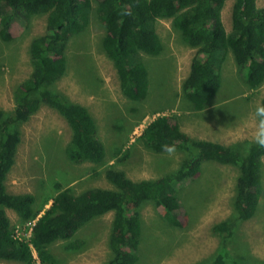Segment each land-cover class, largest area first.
I'll return each mask as SVG.
<instances>
[{
    "label": "trees",
    "instance_id": "trees-1",
    "mask_svg": "<svg viewBox=\"0 0 264 264\" xmlns=\"http://www.w3.org/2000/svg\"><path fill=\"white\" fill-rule=\"evenodd\" d=\"M227 1L0 0V38L4 42L13 38L15 24L46 16L45 33L33 38L30 45L33 72L15 90V108H0V262L37 264L36 252L41 264H62L54 246L64 242L67 254L80 250L84 243L77 239L78 234L98 218L113 213L109 238L112 258L105 264H138L142 243L140 209L153 203L169 225L183 228L187 214L179 194L197 179L204 162L238 167L234 200L237 219L246 221L257 213L263 194L264 153L253 146L244 153L236 147L190 139L173 116L155 119L139 139L157 153L169 149L185 152L188 157L174 173L159 179L133 180L112 165L106 168L105 177L114 189L96 187L76 194L73 187L57 183L55 195H43L42 199L38 195L39 200L32 193L12 194L6 185L22 142L20 127L44 106L57 111L72 131L65 146L69 161L105 164L106 148L95 114L89 106L74 102L56 89L70 70L68 51L72 41L86 35L95 18L104 31L101 49L112 62L121 94L127 99L147 98L149 75L142 54H163L164 44L157 29L160 20H171L184 44L197 50L183 82V91L195 111H203L217 95L230 55L241 80L249 89L258 90L264 84V7L258 5V0H235L228 32L222 18ZM99 81L102 85L100 77ZM122 151L114 153L120 156ZM128 158L127 153L120 161ZM9 210L18 216L19 229L13 225ZM28 225L32 227L29 237L21 235ZM236 226L237 222H222L214 227V233L233 236ZM208 264L240 261L223 247Z\"/></svg>",
    "mask_w": 264,
    "mask_h": 264
},
{
    "label": "rangeland",
    "instance_id": "rangeland-1",
    "mask_svg": "<svg viewBox=\"0 0 264 264\" xmlns=\"http://www.w3.org/2000/svg\"><path fill=\"white\" fill-rule=\"evenodd\" d=\"M234 2L228 0L222 12L228 32ZM258 5L264 7V0H258ZM157 29L164 51L159 57L142 54L149 75V91L143 101H133L121 94L116 70L101 49L104 31L96 18L86 35L72 41L68 51L70 70L56 89L91 108L106 148V162L79 165L69 161L65 146L72 131L57 111L44 106L20 127L22 142L6 183L10 193H32L39 200L43 195H55L57 183L73 187L76 194L96 187L114 189L105 177L106 168L112 165L133 180L159 179L178 171L188 157L185 152L157 153L139 139L147 126L162 116L177 118L183 134L190 139L236 147L244 153L251 149L254 132L251 112L264 98V84L256 91L249 89L230 55L223 67L217 95L203 111H195L183 91V82L197 50L184 44L171 20H160ZM45 31L46 16L41 15L27 24H15L11 41L0 38L1 109L15 108V90L33 72L31 42ZM99 77L102 85H98ZM121 149L120 156H116L114 152ZM127 153L129 158L121 162ZM239 173L236 166L204 162L197 179L179 194L187 214L183 228L169 225L155 204H144L140 209L142 243L138 264H208L223 247L240 264H264V167L260 206L246 221L238 220L234 209ZM8 215L19 229L16 213L9 210ZM113 218L114 214L108 213L80 232L77 239L84 243L80 250L67 254L64 242L57 243L55 256L63 260L62 264H105L112 258L109 238ZM222 222H237L233 236L220 237L214 233V227ZM28 227L21 235L29 237L32 227Z\"/></svg>",
    "mask_w": 264,
    "mask_h": 264
},
{
    "label": "clouds",
    "instance_id": "clouds-1",
    "mask_svg": "<svg viewBox=\"0 0 264 264\" xmlns=\"http://www.w3.org/2000/svg\"><path fill=\"white\" fill-rule=\"evenodd\" d=\"M251 122L254 126L251 145L258 151L264 153V104H257L254 107L251 112Z\"/></svg>",
    "mask_w": 264,
    "mask_h": 264
},
{
    "label": "built area",
    "instance_id": "built-area-1",
    "mask_svg": "<svg viewBox=\"0 0 264 264\" xmlns=\"http://www.w3.org/2000/svg\"><path fill=\"white\" fill-rule=\"evenodd\" d=\"M36 263L41 264V261L39 260V257L37 256L36 252H34Z\"/></svg>",
    "mask_w": 264,
    "mask_h": 264
}]
</instances>
